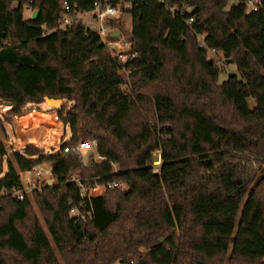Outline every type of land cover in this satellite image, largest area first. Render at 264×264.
Instances as JSON below:
<instances>
[{
    "label": "trees",
    "instance_id": "1",
    "mask_svg": "<svg viewBox=\"0 0 264 264\" xmlns=\"http://www.w3.org/2000/svg\"><path fill=\"white\" fill-rule=\"evenodd\" d=\"M230 1L0 0V102L11 106L1 135L45 97L63 99L52 118L71 133L58 152L0 141V264H264V10ZM96 3L130 6L129 82L98 32L80 19L60 28ZM29 6L36 20L25 18ZM212 49L239 75L220 82ZM81 140H97L102 159L63 155ZM44 163L56 164V184L14 198L21 174ZM111 180L127 188H107Z\"/></svg>",
    "mask_w": 264,
    "mask_h": 264
},
{
    "label": "crops",
    "instance_id": "2",
    "mask_svg": "<svg viewBox=\"0 0 264 264\" xmlns=\"http://www.w3.org/2000/svg\"><path fill=\"white\" fill-rule=\"evenodd\" d=\"M43 104L45 103L30 105L27 113L21 116L9 117L11 123L6 125L5 137L3 138L0 134V141L2 140L5 144L9 145V147L14 148L21 153L25 152L26 147L29 144H33L46 151L54 149L58 152L60 144L64 141V134L63 136L60 135V130L63 127L65 133L68 127L59 122H55L52 118L55 111H52L49 108H42L41 105ZM10 107L11 106L9 104L0 102V115H5L6 111ZM9 128L12 129L10 133ZM89 152L90 151H88V153ZM92 159V161H100L102 158L100 155H97L96 158ZM85 161L89 163L90 159L86 156ZM37 167V169H39L42 173V177L40 179L35 178L34 171L21 174L25 190L30 187L37 188L40 182H46L47 185L48 182H51L56 164L45 163ZM3 168L4 171L0 176H4L6 174V162L3 163Z\"/></svg>",
    "mask_w": 264,
    "mask_h": 264
},
{
    "label": "built area",
    "instance_id": "3",
    "mask_svg": "<svg viewBox=\"0 0 264 264\" xmlns=\"http://www.w3.org/2000/svg\"><path fill=\"white\" fill-rule=\"evenodd\" d=\"M122 4V3H119ZM117 5H113V4H103V3H96L94 8L89 11V12H79L77 14L76 17L74 18H66L64 20V22L61 24L60 28L61 29H67L69 28L73 21L75 19H80V21L84 24L83 22V18H81V15H86V16H90L92 18V20L94 21L95 17H100L101 15H107L110 19L111 18H116V6ZM30 11H33V8L31 6H29L27 8ZM66 9L69 10V6H66ZM170 12L175 15L178 14V9L175 6L169 7ZM260 10H264V0H249L247 2V13H255L258 12ZM180 14H185L186 12H191V8H186V9H180L179 10ZM114 13V14H113ZM189 23L193 22V18H189L188 19ZM89 26H86L84 24V26L92 29L94 22L93 23H88ZM100 33V32H99ZM101 36V33H100ZM102 37V36H101ZM120 38V37H119ZM102 44H104L108 50L110 51V53L112 54V56L114 57L115 60H117V62L123 66L122 71L126 70V65L130 62H132L135 58L138 57V53L135 51H132V42L131 40L128 41H123L122 39L116 40V41H111V40H102ZM201 48H205V44L202 43L200 45ZM212 52H216V49H212ZM98 142L97 140H92V141H86V142H78V144L76 145H67L64 147L63 149V155L67 156L69 154L80 157L81 152H88L89 150L92 149L93 145L97 146ZM88 163V162H85ZM160 165L161 162H159L158 165H155L153 172L154 173H160ZM38 167H36L33 171H34V175L36 179H40L42 177V173L39 169H37ZM72 181L76 182L79 184L80 188L82 189L83 192L86 191V189L88 187H90V185L88 183H84V181H82L81 179L78 178H72ZM105 186L107 188L110 189H115V188H120V189H126L127 185L125 182L121 181V180H111V181H107L105 183ZM96 186H92L91 188H95ZM31 188H28L25 191H14L12 193L13 197L23 201L24 200V196L25 193H28L31 191ZM81 197H84V194H81ZM71 216L73 217H78L81 220H86L87 219V215L82 213L81 210L77 207H73L70 211ZM137 263L136 259H129L127 262H121L119 264H135Z\"/></svg>",
    "mask_w": 264,
    "mask_h": 264
},
{
    "label": "rangeland",
    "instance_id": "4",
    "mask_svg": "<svg viewBox=\"0 0 264 264\" xmlns=\"http://www.w3.org/2000/svg\"><path fill=\"white\" fill-rule=\"evenodd\" d=\"M234 1L235 0H231L230 1V5ZM27 8L25 9V12H24L25 13V18L26 19H30V18H32L34 10L30 11ZM124 8H125V11H124ZM128 8H130V6L128 4H125V5L124 4L123 5L119 4L118 6H116V9H117L116 10V14L118 15V17L113 18L114 21H112V19H110L107 15H101L100 17H95L94 21L92 20V18L90 16H86V15H81V18H83V22H84V24L86 26H89L88 23H93L94 22L92 30L96 31L98 33L100 32L101 36H102V40H107L108 39V40H111V41H116V40L122 39L123 41H128L131 38V32H132V17L127 12ZM72 18H74V17H72ZM116 31L120 32V35L118 37H113V34ZM203 38H204L203 36L200 37V45L203 43ZM209 52H210L209 53L210 57L222 69L220 82H223V81L227 80L229 75H231L232 73H234L236 75H239L238 68H237L236 64L233 62L232 59L227 58L223 52L217 51V53H216V52H212L211 50ZM121 72H122L123 77L126 79V81L129 82V80L131 79L129 72L127 70H123ZM124 88L129 90V85L128 84L125 85ZM249 104H250L251 108H254L256 106V100L253 99V98H249ZM41 106H42V108H49L50 110H52V107L48 106L46 103L41 105ZM10 131H12L11 128H9V133H10ZM0 132H1V129H0ZM1 136L3 138L5 137L4 134L1 135ZM10 136H11V134H10ZM70 138H71L70 129L67 128L66 132L64 133V141L63 142L64 143L67 142ZM81 141L82 142H86L84 140H81ZM6 146H7V148L10 149L9 145L6 144ZM89 151H90L89 153L88 152H81L80 157H78L80 159V161L83 162L84 164H87V163H85V162H87V161H85L86 156L90 159V161H92L93 160L92 158H96L97 155H98L97 146H95V145H93L92 149L89 150ZM9 154H11L10 151H9ZM160 155H161L160 151H156L154 153L153 158H154L155 165H158L159 162L161 161ZM73 177L74 178H80V175L74 174ZM52 179H54V181L53 182L52 181L49 182V183H51L49 186H53L54 184H56L55 178L52 177ZM43 187H44V182L43 183L40 182L39 186L37 188H35V189L42 190ZM33 190H34V188H31V191L28 192L29 195H31ZM31 200H32V205H33V215L38 217V219L40 220L41 224L44 226L45 230H47V227H46V224H45V221H44V213H43V211L40 209L39 204L37 203L36 199L33 196H31ZM129 259H135V258L134 257H130Z\"/></svg>",
    "mask_w": 264,
    "mask_h": 264
},
{
    "label": "water",
    "instance_id": "5",
    "mask_svg": "<svg viewBox=\"0 0 264 264\" xmlns=\"http://www.w3.org/2000/svg\"><path fill=\"white\" fill-rule=\"evenodd\" d=\"M40 14V11L39 10H34L33 12V15H32V18L33 20H36L38 18ZM120 35V32L116 31L114 34H113V37H118ZM212 60V59H211ZM231 75H235L234 73H232ZM45 103L48 105V106H51L52 108L54 109H57V108H60L63 104V99H55V98H49V97H45ZM51 181L53 182L54 179H51ZM51 183L48 182V185H50Z\"/></svg>",
    "mask_w": 264,
    "mask_h": 264
}]
</instances>
